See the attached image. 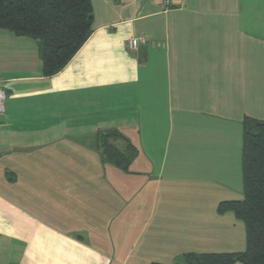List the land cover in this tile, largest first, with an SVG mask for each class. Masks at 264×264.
<instances>
[{"label": "crops", "instance_id": "obj_1", "mask_svg": "<svg viewBox=\"0 0 264 264\" xmlns=\"http://www.w3.org/2000/svg\"><path fill=\"white\" fill-rule=\"evenodd\" d=\"M91 4V34L51 76L37 40L0 29V264L244 251L218 205L243 199V122L264 121V0ZM108 130L136 150L126 171L102 159Z\"/></svg>", "mask_w": 264, "mask_h": 264}, {"label": "trees", "instance_id": "obj_2", "mask_svg": "<svg viewBox=\"0 0 264 264\" xmlns=\"http://www.w3.org/2000/svg\"><path fill=\"white\" fill-rule=\"evenodd\" d=\"M91 0H0V29L38 41L41 73L51 76L74 56L92 31ZM116 130L98 135L104 162L121 170L136 154L126 141L121 150L115 141L122 139ZM241 169L243 199L223 201L218 212L231 211L246 230V248L235 253H187L184 264H264V121L243 122Z\"/></svg>", "mask_w": 264, "mask_h": 264}, {"label": "built area", "instance_id": "obj_3", "mask_svg": "<svg viewBox=\"0 0 264 264\" xmlns=\"http://www.w3.org/2000/svg\"><path fill=\"white\" fill-rule=\"evenodd\" d=\"M126 46L129 50H135L138 46V40L136 38H130L127 40ZM5 100H6L5 91L0 86V114H2L4 112Z\"/></svg>", "mask_w": 264, "mask_h": 264}]
</instances>
